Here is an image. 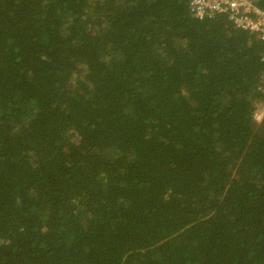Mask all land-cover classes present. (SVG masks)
<instances>
[{
  "label": "trees",
  "instance_id": "16d2710c",
  "mask_svg": "<svg viewBox=\"0 0 264 264\" xmlns=\"http://www.w3.org/2000/svg\"><path fill=\"white\" fill-rule=\"evenodd\" d=\"M188 1L0 0V264H264V44Z\"/></svg>",
  "mask_w": 264,
  "mask_h": 264
},
{
  "label": "built area",
  "instance_id": "2783aa9c",
  "mask_svg": "<svg viewBox=\"0 0 264 264\" xmlns=\"http://www.w3.org/2000/svg\"><path fill=\"white\" fill-rule=\"evenodd\" d=\"M188 11L199 20L226 15L234 26L253 33L264 44V10L254 0H189Z\"/></svg>",
  "mask_w": 264,
  "mask_h": 264
},
{
  "label": "rangeland",
  "instance_id": "374dc122",
  "mask_svg": "<svg viewBox=\"0 0 264 264\" xmlns=\"http://www.w3.org/2000/svg\"><path fill=\"white\" fill-rule=\"evenodd\" d=\"M255 113H256V116L258 117L257 118L258 121H260L261 118H262V114L264 113V104L262 102H258L256 104V111H255Z\"/></svg>",
  "mask_w": 264,
  "mask_h": 264
}]
</instances>
